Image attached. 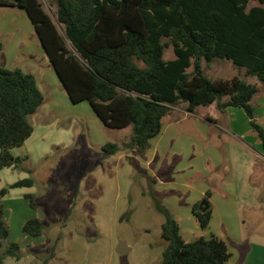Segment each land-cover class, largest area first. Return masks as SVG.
Segmentation results:
<instances>
[{
    "label": "rangeland",
    "instance_id": "1",
    "mask_svg": "<svg viewBox=\"0 0 264 264\" xmlns=\"http://www.w3.org/2000/svg\"><path fill=\"white\" fill-rule=\"evenodd\" d=\"M40 2L63 34L64 29L56 20L54 0ZM250 5L259 3L250 1ZM6 10L0 11V23L10 24L14 19L21 29L19 34L30 37L27 23L31 24L25 12L22 16L17 13L19 9ZM173 58L172 47L168 46L163 59ZM28 62L38 64L35 60ZM217 63H221L216 73L219 77L238 76L247 83L254 80L259 88L257 99L264 97V85L254 76H245V69L230 61L203 62L204 73L210 75L208 69ZM55 76L53 82L49 80V88L39 85L50 105L41 106L29 117L31 136L22 147L11 150L14 157L27 156V160L18 168L0 170V190L7 189V194L0 198L3 219L9 240L18 243L22 252L20 260L6 258L4 264H158L164 247L160 238L164 218L155 210L152 196L177 219L187 242L216 235L225 241L234 259L239 253V238L264 247V159L249 150L260 151L255 143L258 139L249 132L241 138L243 144L229 133L252 130L249 122L244 126L237 121L229 131L194 117L181 119L170 129L178 139L173 141L171 155H165L166 161L155 169L157 179L140 163L144 159L141 155L102 153L99 144L116 143L125 150L122 143L129 141L131 129L104 127L87 101H62ZM185 107L186 103L180 101L171 106V111L177 113ZM254 109L256 122L264 124V101ZM203 111L204 107H198L196 114ZM167 125L165 120L163 136L170 127ZM214 155L218 166L208 160L214 161ZM26 178L33 179L32 187L10 188ZM201 189L211 196H200ZM30 194L34 196V207L25 198ZM203 200L214 208L205 230L199 228L190 209L192 203ZM31 217L43 224L41 238L22 232L23 223ZM119 244L130 251L118 253Z\"/></svg>",
    "mask_w": 264,
    "mask_h": 264
},
{
    "label": "trees",
    "instance_id": "2",
    "mask_svg": "<svg viewBox=\"0 0 264 264\" xmlns=\"http://www.w3.org/2000/svg\"><path fill=\"white\" fill-rule=\"evenodd\" d=\"M53 4L63 34L40 0H0V7L26 13L72 103L87 101L108 129L130 127V139L122 149L144 153L149 141L161 133L171 106L181 101L190 113L213 103L219 111L242 109L264 152V126L255 121L252 105L257 86L237 76L212 80L203 69V62L226 60L264 83V0H54ZM168 46L174 58L164 60ZM44 101L32 74L0 66V170L18 168L27 160L14 157L11 150L31 136L29 117ZM119 150L116 143L101 146L105 156ZM33 184L26 178L10 188ZM6 194L2 188L0 198ZM210 196L207 191L205 197ZM25 198L34 207V196ZM152 202L164 218L159 264H224L230 258L225 241L216 235L185 241L172 213L154 196ZM191 212L199 228L207 229L210 205L203 209L198 202ZM22 232L40 237L43 224L31 217ZM21 257L20 245L9 240L0 205V264Z\"/></svg>",
    "mask_w": 264,
    "mask_h": 264
},
{
    "label": "crops",
    "instance_id": "3",
    "mask_svg": "<svg viewBox=\"0 0 264 264\" xmlns=\"http://www.w3.org/2000/svg\"><path fill=\"white\" fill-rule=\"evenodd\" d=\"M10 9H12L11 11H13V10L18 9V8H6V7L3 8L2 7L0 11L1 12L5 11V10L10 11ZM19 10H20V12H17V13L18 14L20 13V15L23 16L22 12L24 13V11H22L21 9H19ZM30 24H31V22H30ZM27 25H28L27 30L30 33V37H28L29 35L23 36V35L19 34L21 29L20 28L18 29V26L15 25L14 19L11 20L10 24L6 23L4 25L2 22L0 23V38H1V36H3V39L0 40V43H1L0 66L7 68V69H12V68L15 69L14 66H19L18 69H21V70L23 68H25V70H27V72H25L23 70L22 71L25 73L32 74L36 79L38 87L41 83L42 86L49 88V84H50L49 80L53 82V79H54V77H56L55 76L56 74H55L52 66L50 65L48 57L46 56L37 36L35 34V31H34L32 24L30 26L29 23H27ZM28 38H30V39H28ZM28 40H30V41H28ZM24 44H27L29 46L28 47L24 46ZM33 47H35V50H32V49H34ZM29 60L30 61H32V60L38 61V64L29 63L28 62ZM218 67H221V63H217V65L211 66L210 69H208V70H210V75H208V74L207 75L210 77H208L206 74L205 75L209 79H212V80H214V79H229V78L219 77L216 74ZM245 76H250V75H247V73L245 71ZM250 84H254L257 86V84L254 80ZM55 85H56V87H58V89L60 91L59 96L61 97L62 101H65V99H67V98L69 99L68 95L64 91L60 82H57V84L55 83ZM261 85H264V83H261ZM39 89L41 91L43 90L40 87H39ZM258 93H259V88H258L257 94L254 96V98L252 100V105L254 107L256 104H259L261 101H264V97H260L259 99H257ZM43 105L44 106L46 105L45 106L46 108H47V106L50 105L48 98L45 97V101H44ZM199 107H202V106H199ZM210 107H212V108H210ZM197 108H195V110L191 113L186 110V107H185V110H179L177 113H175L174 111H170V113L168 115H166L162 120L161 133L157 137L152 138L149 141L148 148L144 153H138L135 150L127 151V150H121V149L119 150V152L122 151L124 153L125 157H129V155H128L129 153L136 154V155H138V157H139V155L144 157V159H142V158L140 159V163L145 164V166L148 167L149 170L152 171V176L159 179V176L155 172V169L159 166V164H162V162H164V160L166 161V156L171 155L170 149L173 148L172 147V145L174 143L173 141H175L178 138L175 135V133H173V131L170 129L174 128L175 124L178 123L181 119L194 117L195 119H198L199 121H201L205 124L211 125L213 127H219L221 129H227L229 131H230V128L232 127V125L234 123H237V121L242 122L244 124V126H246L247 122H249L246 114L240 108H231L230 107V108H227L225 111H219L216 108L215 103H213L207 107H204L205 111H203L201 114H196ZM208 109H211L212 112H209ZM45 112H47V110H45ZM48 115H49V112H48ZM254 116H255L254 117L255 121H257L258 120L257 115L254 114ZM165 120L168 123L167 126L170 125V127L167 128L166 135L163 136V122ZM262 125H264V124H262ZM128 128H130V127H127L125 129H121V130H126ZM249 132L251 134H253V136H254L253 131L249 130V128L242 133H237V132H229V133L234 138H236L237 140H240V142L244 144V142L241 140V138H243L244 135L248 134ZM204 135H207V134L204 132ZM211 135L213 136L212 133H211ZM173 136H176V137H174V140H172ZM205 139L207 140L208 137L206 136ZM255 143L260 146V142L258 140H255ZM23 145H24V143H23ZM168 145L170 147L169 150H168ZM22 146H20V147H22ZM99 146L101 149L102 145L99 144ZM259 149H260V151L258 152L257 150L255 151L253 148H249L250 151H252L254 153L256 152L262 159H264V155H262V153H264V152H262L261 146ZM172 152L174 153V150ZM175 154L177 155L180 153L175 152ZM163 157H165V159H163ZM215 157H216V155H214V158ZM208 160H209L210 164L218 166L219 160L217 159V157L214 161H211L210 158ZM134 162L137 163V160H134ZM199 192H200V196L205 197V194L207 191H202V189H201ZM198 202L199 201H195L194 203H192L190 205V209L192 208V206L194 204H196ZM213 212H214V208L211 207V217H212ZM181 233H182V229L180 227V234ZM42 234H43V232H42ZM40 238H41V236H40ZM238 241H239V244H237V247H239L238 248L239 249L238 257L234 259L233 254L229 251L231 256L224 264H264V247L259 246V245H255L252 242L248 241L247 239H240L239 238ZM241 247H244V249H242ZM123 250H125L126 252L130 251V249L128 247H126L124 244H123ZM159 262H160V259H159Z\"/></svg>",
    "mask_w": 264,
    "mask_h": 264
},
{
    "label": "water",
    "instance_id": "4",
    "mask_svg": "<svg viewBox=\"0 0 264 264\" xmlns=\"http://www.w3.org/2000/svg\"><path fill=\"white\" fill-rule=\"evenodd\" d=\"M208 207L207 201L203 200L202 202H200V208L206 209ZM116 251L120 254H124L126 253L125 250H123V244H119L116 248Z\"/></svg>",
    "mask_w": 264,
    "mask_h": 264
}]
</instances>
